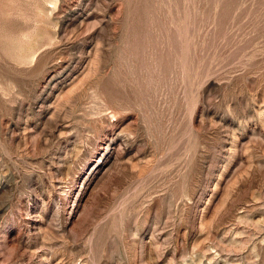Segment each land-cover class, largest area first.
Masks as SVG:
<instances>
[{"label":"rangeland","instance_id":"obj_1","mask_svg":"<svg viewBox=\"0 0 264 264\" xmlns=\"http://www.w3.org/2000/svg\"><path fill=\"white\" fill-rule=\"evenodd\" d=\"M0 264H264V0H0Z\"/></svg>","mask_w":264,"mask_h":264}]
</instances>
